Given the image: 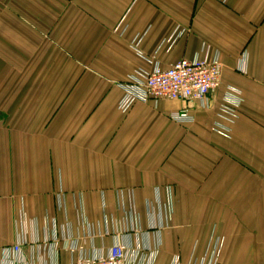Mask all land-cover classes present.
Returning a JSON list of instances; mask_svg holds the SVG:
<instances>
[{
  "label": "crops",
  "instance_id": "crops-1",
  "mask_svg": "<svg viewBox=\"0 0 264 264\" xmlns=\"http://www.w3.org/2000/svg\"><path fill=\"white\" fill-rule=\"evenodd\" d=\"M205 54L223 66L207 101L121 109L131 76ZM115 243L264 264V0H0V264Z\"/></svg>",
  "mask_w": 264,
  "mask_h": 264
},
{
  "label": "built area",
  "instance_id": "built-area-1",
  "mask_svg": "<svg viewBox=\"0 0 264 264\" xmlns=\"http://www.w3.org/2000/svg\"><path fill=\"white\" fill-rule=\"evenodd\" d=\"M222 70V63L217 56L209 58L206 54L202 58L181 59L165 69L156 64L140 77L131 76L129 82L119 85L125 91L120 107L124 111L133 102L150 98H178L187 103H203L220 87ZM171 118L176 121H192L186 109L171 113ZM214 130L220 131V126L214 127ZM19 249V245H14L6 249L5 254L11 260L12 253ZM141 260L138 251H130L115 243L105 256L89 259L80 257L66 264H141ZM27 264L38 263L32 260ZM209 264H216V257L211 258Z\"/></svg>",
  "mask_w": 264,
  "mask_h": 264
}]
</instances>
